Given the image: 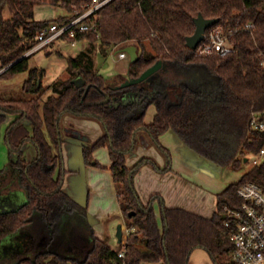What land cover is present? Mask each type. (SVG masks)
Listing matches in <instances>:
<instances>
[{"label":"trees","instance_id":"1","mask_svg":"<svg viewBox=\"0 0 264 264\" xmlns=\"http://www.w3.org/2000/svg\"><path fill=\"white\" fill-rule=\"evenodd\" d=\"M91 3L0 0V69H4L0 79L28 74L22 97L0 96V125L7 114L16 115L5 140L17 157L11 166L27 195L26 203L0 214V245L27 226L35 213H42L51 222L52 213L59 210L89 228L91 247L84 257L45 250L17 264H188L197 248L204 249L213 264H231L232 244L224 223L231 221L229 210L242 205L237 195L240 185L248 181L264 185V159L217 195V208L210 218L168 208L157 195L143 204L134 176L144 164L155 163L141 158L128 167L126 159L134 151L141 131L164 151L159 137L172 130L199 156L232 169L248 160L247 153L255 155L264 147V133L251 126L252 114L264 112V0H109L85 19L93 29L74 39L66 35L27 54L37 46L41 30L73 20ZM42 4L62 8L64 13L52 20L37 21L35 9ZM198 15L217 19L214 26L220 25L225 31L239 28L233 38L235 52L204 57L188 48L186 38L194 33ZM247 23L254 25L250 31L242 29ZM74 40L86 42V48L66 58L67 77L45 87V70L30 68V58L60 41L70 44ZM124 46H135L138 59L128 62L125 76L115 81L104 78L95 66V51L106 54L111 47ZM157 61L162 67L147 80L120 87ZM79 80L81 86H77ZM150 107H154L155 114L146 124ZM67 115L97 120L104 128L103 136L91 146H84L82 155L86 165L99 167L93 152L108 149L119 206L128 228L122 258L96 237L86 208L62 190L65 171L61 121ZM27 142L36 151L30 161L23 158ZM154 201L159 203L160 223Z\"/></svg>","mask_w":264,"mask_h":264},{"label":"crops","instance_id":"2","mask_svg":"<svg viewBox=\"0 0 264 264\" xmlns=\"http://www.w3.org/2000/svg\"><path fill=\"white\" fill-rule=\"evenodd\" d=\"M3 71L4 69H0V74ZM10 81L2 80L5 84ZM153 116L151 114L150 119H153ZM150 119H145V123H151L152 120L150 121ZM63 120L65 130L61 150L63 156L62 169L65 174L62 190L73 201L86 208L89 226L96 237L117 251L119 249H116L111 242L112 221L115 219L117 220L116 223L121 224L122 248L126 243L128 228L119 206L116 185L110 170L111 162L108 149L102 147L93 152V157L99 163V167L86 165L82 155L83 147L91 146L102 137L105 132L104 128L99 121L91 118L67 115L63 117ZM142 132L144 131L140 133ZM159 143L164 149L162 152L163 154L166 153V157L159 156L157 150H154L155 148L147 147L149 144L143 139L138 148L136 141L134 151L126 159L128 167L133 166L141 158L157 160V165L146 163L141 166L134 176V186L142 203L147 204L151 196L157 195L163 199L168 208H179L210 218L217 208V195L225 188L220 192H215L211 182L198 175L195 166L207 169L210 167L209 165L216 164L189 149L172 130L162 134L159 137ZM146 144L147 146H145ZM178 148L184 155L179 153ZM171 150L174 154L172 157L169 154ZM35 154H33V158ZM179 163L182 164V167L178 166ZM19 187H21L20 183ZM22 189V187L19 189L21 192H15L17 199L12 200L3 209L4 211H12L26 203L27 195L22 192ZM9 193L3 192L0 195H9ZM153 207L160 223L158 201H154ZM115 238L117 239L116 233H114L113 239ZM188 264H213V262L204 249L197 248L190 254Z\"/></svg>","mask_w":264,"mask_h":264},{"label":"rangeland","instance_id":"3","mask_svg":"<svg viewBox=\"0 0 264 264\" xmlns=\"http://www.w3.org/2000/svg\"><path fill=\"white\" fill-rule=\"evenodd\" d=\"M63 13L64 11L62 8L42 4L36 7L34 18L37 21L52 20L62 16ZM86 46V42L78 43L77 46L73 47L68 43L60 41L50 49L36 52L29 60V67H37L45 70V76L42 82L46 87L56 80L67 77L66 58L69 56H77L86 48ZM125 47L127 46L121 48L111 47L106 51V54L99 50L95 51L94 63L97 70L104 78L110 81H115L118 79V76H125L129 57L121 60L118 57V53H116ZM29 53H31V51L27 54ZM27 76V73L18 74L6 84L0 79V96L2 95L6 97L5 95H7L17 98L22 97V86ZM128 97L129 96H126L124 98L125 101L128 100ZM154 113V107H150L145 119H150L151 114L154 115ZM15 117L16 115L14 114H7L6 120L0 125V193L3 194V192H10L9 195H0V214L7 212L3 209L9 205L12 200L17 199L15 192H21L19 191L21 187H19L18 173L11 166V163L15 161L17 157L14 153L9 151V147L5 140L6 130ZM151 120L152 119H150V121ZM63 121L64 120L62 119V137L65 130ZM27 125L29 126V124ZM143 139L149 144V146H147V144L145 146L155 148L154 150H157L159 156L164 157L166 155V153L163 154V152L152 143L146 132L137 135V148L141 145L140 142ZM23 150V158L28 161L32 160L34 156L33 154H35L34 146L30 142H27L25 143ZM178 151L183 154L180 148H178ZM169 154L171 157L174 155L172 150ZM246 158L248 160H242L237 169L220 167L212 164L209 165L210 167L207 169L205 167L202 168L201 166H195V170L202 179L211 182V186L215 192H220L227 185L239 181L241 177L254 166L256 160L254 159V155L247 153ZM152 161L156 165L158 164L157 160ZM178 166L182 167V164L179 163ZM22 190V192H25L24 189ZM52 216L54 218L49 222L44 218L42 213L37 212L27 226L4 239L0 245V264H17L22 258H32L37 253L45 250L58 251L64 255L79 259L83 258L85 253L91 247L89 228L83 221L78 220L77 218L69 219L67 215L59 210L54 211ZM116 221L117 220L115 219L112 221V228L110 229V234L112 235L111 242L116 249H121V242L116 238L113 239L118 226Z\"/></svg>","mask_w":264,"mask_h":264},{"label":"built area","instance_id":"4","mask_svg":"<svg viewBox=\"0 0 264 264\" xmlns=\"http://www.w3.org/2000/svg\"><path fill=\"white\" fill-rule=\"evenodd\" d=\"M109 0H92L91 7L73 20L64 23H53L44 28L37 35L38 44L31 51L56 41L62 37L76 38L78 34L87 32L92 25L85 21L88 16L107 3ZM252 23L245 24L242 29L250 31ZM239 28L224 30L220 25L212 26L205 31L204 39L195 49L199 56H226L235 52L234 35ZM74 40L71 46H77ZM119 59L123 60L128 55L125 52L118 53ZM264 67V57L261 60ZM252 129L264 133V112L254 113L251 116ZM255 164L258 165L264 159V147L254 155ZM238 197L242 200L239 209L229 210L231 221L224 223L229 230V240L232 250L229 254L231 264H264V185L254 182H245L237 190ZM118 257H124V247L117 250Z\"/></svg>","mask_w":264,"mask_h":264},{"label":"water","instance_id":"5","mask_svg":"<svg viewBox=\"0 0 264 264\" xmlns=\"http://www.w3.org/2000/svg\"><path fill=\"white\" fill-rule=\"evenodd\" d=\"M194 22H195V31L191 36L186 38V46L190 48L191 50H195L197 48L198 44L204 39L205 31L208 28L214 26L218 22V20L217 19H205L202 15H198V17L195 18ZM119 52H125L128 55L130 62H135L138 59V52L135 46H127L124 49L117 51L116 53H119ZM161 67H162V62L157 61L153 66H151L146 71H144L138 78L130 79L125 84L121 85L120 87H123L125 85H130V84L141 83L147 80L151 75L157 72ZM82 84L83 82L81 80L77 82V86H81ZM129 215H131V213ZM116 237H117V240L121 242L122 240L121 224H118L117 226Z\"/></svg>","mask_w":264,"mask_h":264}]
</instances>
